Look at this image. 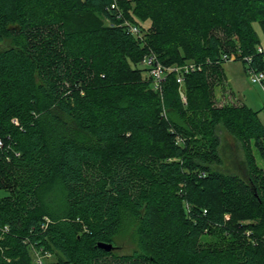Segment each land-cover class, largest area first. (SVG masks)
<instances>
[{"label": "trees", "instance_id": "trees-1", "mask_svg": "<svg viewBox=\"0 0 264 264\" xmlns=\"http://www.w3.org/2000/svg\"><path fill=\"white\" fill-rule=\"evenodd\" d=\"M254 22L264 0H0V264H264V123L214 91L224 55L264 70ZM151 53L202 64L186 100Z\"/></svg>", "mask_w": 264, "mask_h": 264}, {"label": "rangeland", "instance_id": "rangeland-1", "mask_svg": "<svg viewBox=\"0 0 264 264\" xmlns=\"http://www.w3.org/2000/svg\"><path fill=\"white\" fill-rule=\"evenodd\" d=\"M107 23L111 26L110 21L107 19ZM254 28L260 40V46L264 49V27L259 22H254ZM12 44V38L5 36L3 40H0V49L5 48ZM247 63L243 60H228L224 64V70L226 74V80L216 83L214 87L215 102L217 105L224 104H236L240 105L246 103L252 109L259 111V116L264 123V88L252 82L250 75L246 71ZM183 98L186 100L184 89H182ZM218 133L221 137V154L223 156V163L221 165H214L221 170H230L236 172L235 165L243 161L244 152L243 147L239 141L234 139L224 127L218 128ZM257 162L262 165V161L258 152L253 148ZM7 194V191L0 189V197ZM62 194V193H61ZM60 197V192H59ZM57 199V197H56ZM56 202V206L58 205ZM131 232H128L126 237L131 239ZM129 248H126L124 252H131Z\"/></svg>", "mask_w": 264, "mask_h": 264}, {"label": "built area", "instance_id": "built-area-1", "mask_svg": "<svg viewBox=\"0 0 264 264\" xmlns=\"http://www.w3.org/2000/svg\"><path fill=\"white\" fill-rule=\"evenodd\" d=\"M112 8H118V4L116 1H114V3L112 4ZM117 16L118 18L122 17L121 11ZM110 24L111 26L118 25L117 23L112 22V21H110ZM120 24L126 27L129 30V32H131L134 35L141 34V30L138 27V25L133 24L129 22L128 20H124ZM258 52L264 54V49L262 46H258ZM237 55L238 54H231L230 56L224 55V59L227 61L232 60V59H235ZM246 58L249 60L251 59V57H246ZM142 64L149 68L148 70L152 77V83H153L154 89L156 90L162 89L163 82L165 81L167 75L171 73H175L176 80L180 85L181 93H182V89L185 84L186 76L193 72L201 70L203 67L201 63H197L196 61H187L186 63L181 64V65L176 64V65L165 66L161 62L158 61L157 56L154 53L145 55V57L142 60ZM247 72L250 75L253 83L259 84L264 88V70L259 71L254 68H249ZM2 146H3V141L0 137V147ZM8 230H9L8 227H4L3 232H7ZM51 257H52L51 254L47 252L43 253L41 252V249H38L35 252V263L43 264L44 259L46 258L49 259Z\"/></svg>", "mask_w": 264, "mask_h": 264}, {"label": "water", "instance_id": "water-1", "mask_svg": "<svg viewBox=\"0 0 264 264\" xmlns=\"http://www.w3.org/2000/svg\"><path fill=\"white\" fill-rule=\"evenodd\" d=\"M98 246L102 249H105L106 251H111L112 249L116 248V246H114L113 244L105 242H100Z\"/></svg>", "mask_w": 264, "mask_h": 264}]
</instances>
